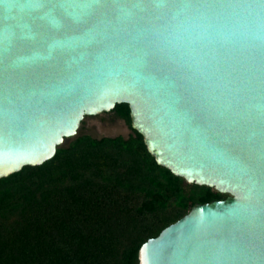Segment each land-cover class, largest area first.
I'll return each mask as SVG.
<instances>
[{"label": "water", "instance_id": "water-1", "mask_svg": "<svg viewBox=\"0 0 264 264\" xmlns=\"http://www.w3.org/2000/svg\"><path fill=\"white\" fill-rule=\"evenodd\" d=\"M125 104L194 204L137 264H264V0H0V179Z\"/></svg>", "mask_w": 264, "mask_h": 264}, {"label": "trees", "instance_id": "trees-1", "mask_svg": "<svg viewBox=\"0 0 264 264\" xmlns=\"http://www.w3.org/2000/svg\"><path fill=\"white\" fill-rule=\"evenodd\" d=\"M113 111L130 129L127 105ZM226 196L157 165L133 130L79 135L0 179V264H137L144 242Z\"/></svg>", "mask_w": 264, "mask_h": 264}, {"label": "rangeland", "instance_id": "rangeland-1", "mask_svg": "<svg viewBox=\"0 0 264 264\" xmlns=\"http://www.w3.org/2000/svg\"><path fill=\"white\" fill-rule=\"evenodd\" d=\"M130 134L131 130L126 123L117 117L114 111H110L92 117H85L75 137L79 135H88L96 139L117 136L127 138ZM75 137L65 140L63 146H67Z\"/></svg>", "mask_w": 264, "mask_h": 264}, {"label": "snow or ice", "instance_id": "snow-or-ice-1", "mask_svg": "<svg viewBox=\"0 0 264 264\" xmlns=\"http://www.w3.org/2000/svg\"><path fill=\"white\" fill-rule=\"evenodd\" d=\"M94 2H98V0H94Z\"/></svg>", "mask_w": 264, "mask_h": 264}]
</instances>
